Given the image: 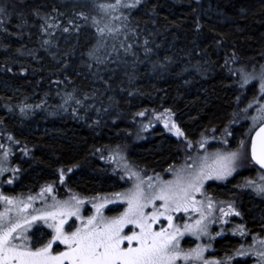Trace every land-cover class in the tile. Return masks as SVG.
I'll use <instances>...</instances> for the list:
<instances>
[{"label": "trees", "instance_id": "1", "mask_svg": "<svg viewBox=\"0 0 264 264\" xmlns=\"http://www.w3.org/2000/svg\"><path fill=\"white\" fill-rule=\"evenodd\" d=\"M0 8V139L13 192L49 184L60 195L115 192L123 172L108 160L113 151L162 173L184 158L186 140L242 133L234 123L255 85L244 90L235 73L264 68V0H142L108 33L95 22V0H0ZM165 110L183 139L157 124L144 129ZM249 172L207 191L238 196L258 232L264 204L233 191ZM237 243L226 236L217 249Z\"/></svg>", "mask_w": 264, "mask_h": 264}, {"label": "rangeland", "instance_id": "2", "mask_svg": "<svg viewBox=\"0 0 264 264\" xmlns=\"http://www.w3.org/2000/svg\"><path fill=\"white\" fill-rule=\"evenodd\" d=\"M141 2L142 0H119V3L117 0H95L96 12L99 14L95 22L105 33L117 32L121 27L123 10L137 7ZM110 5L116 7H109ZM235 74L244 90L250 85H255V90L238 116L239 121L248 120L249 123L241 124L243 131L233 142L227 140L232 137L227 128H223L217 135L213 131L203 135L197 144L186 140L184 158L162 173H149L138 169L130 165L118 151H113L108 160L123 172V177L120 178L121 187L115 192L96 193L84 197L69 192L67 188L65 195H60L54 190V185L49 184L39 186L35 190L15 193L10 187L13 186L14 178L10 177L8 181L4 179L8 172L15 171L9 162L10 148L0 139V214L7 211L6 220L20 225L14 233L16 239L13 243L26 245V250L35 251L54 239L56 227H49V224L59 225L61 219L65 221L62 225L63 233L70 235L77 229L91 227L87 225L90 217H95L97 222L101 219L110 221L119 218L128 212L130 200L139 185L144 217L148 218L153 214L156 216L155 221L145 219L144 222L151 225L153 233L164 230L166 235L176 236L173 243L177 245L180 258L175 260L174 264H233L238 260L244 261L245 264H264V228L260 233L253 232L247 223H239L233 219L239 205L238 196L229 193L227 199H221L207 191V185L212 181L223 183L240 170L252 167L249 153L250 137L256 126L264 120V68L241 67ZM149 118L150 125L144 126V129L157 124L171 136L184 138L182 127L168 110ZM239 121L234 124L240 125ZM230 153H237L238 157L232 163L231 173L227 174L221 170L218 158L228 156ZM236 184L240 185V189H243L248 196H253L254 201L264 204V192L258 190L259 186L264 185V171H256L255 177L250 179L240 177ZM48 188H51L50 192L47 191ZM197 188L199 191L196 190ZM233 191L237 193V190ZM161 195H167L170 199L167 202L161 200L158 198ZM29 197L32 199L30 200ZM177 203L180 205L179 211L175 210ZM100 205L103 207H99ZM185 207L187 211L183 210ZM69 212L75 215H61ZM49 213H58V215L55 220L48 217L46 222L33 219V217L47 216ZM169 216L172 217L170 222ZM197 220L201 222L199 226L196 225ZM31 228L32 234H30ZM133 233H140L139 226L127 224L121 235L131 236ZM224 233L237 238L238 243L231 249V253L225 252L219 255L211 252L213 247L217 248L214 240L224 237ZM138 244L137 240L124 241L121 247L135 248ZM67 250V244L55 241L51 247V254L55 256ZM193 250H199L198 258L193 254ZM185 255L190 258L185 260L183 258ZM64 264L70 262L65 260Z\"/></svg>", "mask_w": 264, "mask_h": 264}, {"label": "snow or ice", "instance_id": "3", "mask_svg": "<svg viewBox=\"0 0 264 264\" xmlns=\"http://www.w3.org/2000/svg\"><path fill=\"white\" fill-rule=\"evenodd\" d=\"M109 7L114 8L116 5ZM2 11L3 9L0 8V12ZM177 134H180L179 131ZM251 156L255 162L264 166V127L256 133V139L251 144ZM237 157V153H230L228 156L218 158L221 170L230 174L232 163ZM196 190L199 191L198 188ZM258 190L264 192V185L259 186ZM47 191L50 192L51 188H48ZM185 195H187L186 190ZM141 196L142 192L137 185V192L133 194L130 200L127 213L110 221L101 219L97 222L95 217H90L87 225H91V227L86 226L84 229H77L70 235L63 233L62 225L65 223L63 219L59 221V225L49 224V227H56V236L43 248H37L35 251L26 250V245L13 243V240L16 239L13 233L20 225L7 221L6 211L4 214H0V264H64L65 260L69 261L70 264H174V261L180 258L177 245L173 243L176 236L175 234L166 235L164 230L156 233L151 231V225L144 221L145 219L155 221L156 216L153 214L151 217H144L142 212L144 205L140 202ZM158 198L166 202L170 199L167 195H161ZM29 199L32 198L29 197ZM99 207H103V205ZM99 207L97 208L98 212ZM175 210H180L179 203H177ZM183 210L187 211L188 209L185 207ZM64 214L75 215L72 212L61 213V215ZM57 215L58 213H49L47 216L33 217V219L45 220L46 222L48 217L55 220ZM171 219L172 217L169 216V222ZM200 223L199 220L196 221L197 226ZM127 224H137L140 233L122 236L121 232ZM133 240L139 241L137 247H121L124 241ZM55 241L67 244L68 250L59 255H52L51 247ZM193 254L198 258L199 250H193ZM183 258L187 260L190 257L185 255Z\"/></svg>", "mask_w": 264, "mask_h": 264}, {"label": "flooded vegetation", "instance_id": "4", "mask_svg": "<svg viewBox=\"0 0 264 264\" xmlns=\"http://www.w3.org/2000/svg\"><path fill=\"white\" fill-rule=\"evenodd\" d=\"M241 123H245V124H248L249 122H248V120H242V121H240ZM262 123H264V120H262V122L258 125V126H256V128H258ZM255 128V129H256ZM255 129L253 130V132L255 131ZM229 132V134L230 135H232L231 134V132L230 131H228ZM253 132H252V134H253ZM252 134H251V137H252ZM251 137H250V142H251ZM227 140H231V137H229V138H227ZM249 153H250V146H249ZM251 158V157H250ZM251 161H252V159H251ZM243 171H247V172H249V174H246V175H244V176H241V177H243V178H247V179H250V178H252V177H255V175H256V171H263L262 169H260L257 165H255L254 164V162L252 161V167L251 168H249V169H246V170H240L239 172H237L233 177H231L230 179H228V180H225V182H223V183H220V182H215V181H212L211 182V185L212 184H216V185H220V186H225L227 183H229L235 176H237V175H239V174H241V173H243ZM235 190H237V192H240V193H245V191L243 190V189H240V185H237L236 187H235ZM211 195H214L216 198H221V199H227V197H219V196H216V194L215 193H212L211 192ZM237 213H239V215H237ZM234 217H233V219H235V221H238L239 223H246V220H245V218H244V215H243V211H242V208H241V206H240V204L238 205V208H237V210H236V212H235V215H233ZM231 219V218H230ZM238 222H237V224H238ZM32 228L30 229V234H32ZM260 231H263V229H261ZM260 231H258L259 233H260ZM15 233V232H14ZM14 233H13V236H14ZM226 236H229L228 234H225L224 233V237H226ZM224 237H222V238H224ZM230 237V236H229ZM218 239H221L220 237L219 238H217L216 240H214L215 241V243L217 244V240ZM214 247L212 248V250H211V252H214V253H216V254H221V253H225V252H228V253H231V251L232 250H230V251H221V252H219L218 251V249L217 248H215L214 250Z\"/></svg>", "mask_w": 264, "mask_h": 264}, {"label": "water", "instance_id": "5", "mask_svg": "<svg viewBox=\"0 0 264 264\" xmlns=\"http://www.w3.org/2000/svg\"><path fill=\"white\" fill-rule=\"evenodd\" d=\"M264 127V123H262L258 128L255 129V131L252 134L251 142H250V157L255 165H257L260 169L264 171V166H261L259 163L255 162V160L251 156V144L256 139V133L259 132L260 128Z\"/></svg>", "mask_w": 264, "mask_h": 264}]
</instances>
